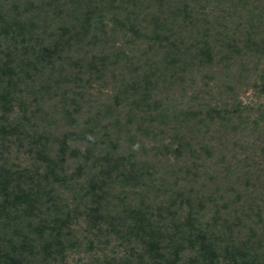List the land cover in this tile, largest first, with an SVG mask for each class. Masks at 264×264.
<instances>
[{
  "label": "trees",
  "instance_id": "trees-1",
  "mask_svg": "<svg viewBox=\"0 0 264 264\" xmlns=\"http://www.w3.org/2000/svg\"><path fill=\"white\" fill-rule=\"evenodd\" d=\"M0 264H264V0H0Z\"/></svg>",
  "mask_w": 264,
  "mask_h": 264
},
{
  "label": "rangeland",
  "instance_id": "rangeland-1",
  "mask_svg": "<svg viewBox=\"0 0 264 264\" xmlns=\"http://www.w3.org/2000/svg\"><path fill=\"white\" fill-rule=\"evenodd\" d=\"M244 101H249V95L247 94V95H245V96H243V98H242ZM74 258V257H73Z\"/></svg>",
  "mask_w": 264,
  "mask_h": 264
}]
</instances>
